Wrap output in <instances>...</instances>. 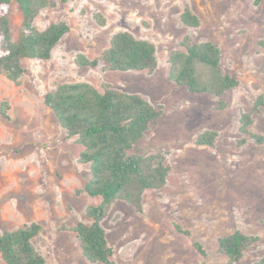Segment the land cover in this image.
I'll return each mask as SVG.
<instances>
[{
	"label": "rangeland",
	"instance_id": "rangeland-1",
	"mask_svg": "<svg viewBox=\"0 0 264 264\" xmlns=\"http://www.w3.org/2000/svg\"><path fill=\"white\" fill-rule=\"evenodd\" d=\"M49 1L52 6L40 11L34 25L44 30L63 21L68 33L50 59L23 60L17 84L0 74V231L37 223L42 229L33 243L44 264H99L85 259L73 232L77 224H89L86 210L100 201L84 191L89 166L79 160L82 147L76 138L67 135L44 103L59 84L87 82L97 89L108 85L137 93L162 113L134 151L162 157L169 167L166 184L144 193L140 213L124 200L111 205L102 227L113 264H224L217 239L236 230L257 237L236 264H260L264 144L241 133L239 119L250 113L249 132L264 137V0ZM185 7L198 16V28L180 22ZM21 21L13 3L14 40ZM122 31L155 46L153 72H108L75 64L78 54L98 56ZM184 37L216 44L223 71L238 85L216 97L170 81L167 56ZM258 99L263 104L256 108ZM206 131L217 134L214 145H196ZM0 264H5L1 257Z\"/></svg>",
	"mask_w": 264,
	"mask_h": 264
},
{
	"label": "trees",
	"instance_id": "trees-1",
	"mask_svg": "<svg viewBox=\"0 0 264 264\" xmlns=\"http://www.w3.org/2000/svg\"><path fill=\"white\" fill-rule=\"evenodd\" d=\"M15 3L22 21L17 39L10 28L11 7ZM52 6L49 0H0V74L17 84L23 74L25 59L48 60L54 48L68 33L63 22L50 24L39 30L34 21L41 10ZM97 20L100 17H96ZM180 22L188 28H198L200 20L188 7L180 14ZM219 47L210 42H194L184 37L179 49L168 53V77L173 83L186 87L195 94L216 97L238 85L237 79L221 67ZM75 64L79 68H101L108 72H153L157 67L155 46L131 33H115L108 46L95 58L78 54ZM59 126L82 147L79 160L89 166V180L85 193L100 201L89 206L86 215L89 224L79 223L73 228L80 243L82 255L91 263L113 264L112 249L108 244L102 221L111 205L124 200L137 212H142L143 195L149 190L162 189L169 167L159 155H142L134 151L136 144L159 119L161 111L137 93H126L103 85L97 89L87 82L57 85L44 97ZM258 99L257 108L262 105ZM240 132L256 144H264V137L249 132L250 113L239 119ZM217 134L206 131L195 140L198 146H213ZM175 230L189 236L179 225ZM37 223L24 225L11 231H0V257L5 264H44V258L34 247V239L41 232ZM257 241L241 231L217 239L218 251L225 256L224 264H236L244 252ZM202 255V246L194 242ZM260 264H264V257Z\"/></svg>",
	"mask_w": 264,
	"mask_h": 264
}]
</instances>
